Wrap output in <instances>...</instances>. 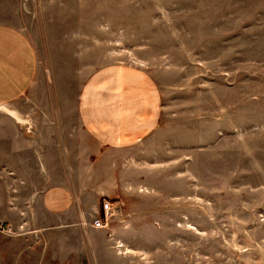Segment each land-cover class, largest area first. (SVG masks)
I'll return each mask as SVG.
<instances>
[{"label": "rangeland", "instance_id": "rangeland-1", "mask_svg": "<svg viewBox=\"0 0 264 264\" xmlns=\"http://www.w3.org/2000/svg\"><path fill=\"white\" fill-rule=\"evenodd\" d=\"M5 1L32 43L37 81L0 104L26 122L0 109V128L33 141L40 173L102 177L87 204L102 214L111 202L113 240L87 237L88 255V239L102 243L96 264H264V0ZM130 69L161 99L141 151L88 137L87 152L66 160L61 130H73L81 90L101 82L107 93L110 75ZM1 235L0 264H51Z\"/></svg>", "mask_w": 264, "mask_h": 264}, {"label": "crops", "instance_id": "crops-1", "mask_svg": "<svg viewBox=\"0 0 264 264\" xmlns=\"http://www.w3.org/2000/svg\"><path fill=\"white\" fill-rule=\"evenodd\" d=\"M10 2L13 6V0ZM15 23L8 4L0 0V104L21 98L34 89L37 81L34 48ZM109 80L113 84L107 93L98 87L101 82L95 88L85 85L81 90L76 101V124H71L73 130L70 127L61 130L63 137H70L69 141L63 140L66 160L79 159L87 152L83 140L88 137L100 148L112 144L120 146V150H140L135 142L142 141L160 123L161 99L149 77L130 69L111 74ZM19 138L14 143L8 139L7 129L0 128V222H8L9 230L15 232H0L1 238L14 239L21 247L39 248L42 256L37 260L41 258V263L44 260L51 264H96L103 246L90 239L93 230L100 229L83 223L90 219L93 211H100L88 206L87 193L89 183L102 177L97 173L89 181L80 168L76 176L70 178L62 167L58 170L63 171V175L58 177L40 173L38 155L27 154L39 152L38 149L29 138L24 139L22 134ZM50 141L55 146L56 142ZM48 153L51 160L55 159V153L61 154L59 150ZM101 162L98 158L91 164L100 167ZM87 237L90 238L89 255ZM4 249L6 245L0 244V254Z\"/></svg>", "mask_w": 264, "mask_h": 264}, {"label": "built area", "instance_id": "built-area-1", "mask_svg": "<svg viewBox=\"0 0 264 264\" xmlns=\"http://www.w3.org/2000/svg\"><path fill=\"white\" fill-rule=\"evenodd\" d=\"M112 205L110 201L105 200L102 204L101 211L102 214H100L98 211H95L88 221H85L83 224L88 225L89 227L93 229H100L104 230L107 233V236H109V239L112 238L110 229V218L112 215ZM9 226L4 223L0 222V232L8 231ZM113 240V239H110ZM117 243V242H116Z\"/></svg>", "mask_w": 264, "mask_h": 264}, {"label": "bare ground", "instance_id": "bare-ground-1", "mask_svg": "<svg viewBox=\"0 0 264 264\" xmlns=\"http://www.w3.org/2000/svg\"><path fill=\"white\" fill-rule=\"evenodd\" d=\"M0 109L4 111L6 114H8L10 117L14 118L15 120L25 123L26 120L22 118L16 111L9 109L8 107L4 105H0Z\"/></svg>", "mask_w": 264, "mask_h": 264}]
</instances>
